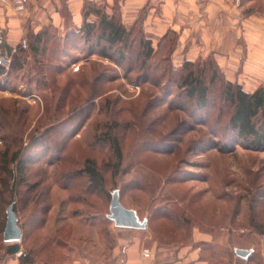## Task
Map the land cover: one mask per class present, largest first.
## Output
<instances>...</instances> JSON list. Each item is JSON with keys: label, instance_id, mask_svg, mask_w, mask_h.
<instances>
[{"label": "rangeland", "instance_id": "1", "mask_svg": "<svg viewBox=\"0 0 264 264\" xmlns=\"http://www.w3.org/2000/svg\"><path fill=\"white\" fill-rule=\"evenodd\" d=\"M63 3L62 24L39 30L47 32L41 50L27 47L22 68L10 64L0 73V255L13 243L3 239L12 202L23 226L17 242L22 250L36 249L37 264H120L134 242L143 254L191 244L194 228L222 226L243 205L246 218L252 209L255 219L263 218L264 150L224 136L230 150L208 145L223 130L216 127L214 134L208 121L213 110L197 108L177 85L185 61L174 55L177 33L143 63L139 40L148 35L138 21L125 58L115 49L109 58L94 40H78L82 23L74 24ZM243 5L246 13L264 14V0ZM24 31L21 43L33 42L34 28ZM113 138L122 150L119 166ZM89 163L102 174L103 188L91 182ZM115 192L146 228L115 226L109 218ZM218 251L219 264L232 263L224 249Z\"/></svg>", "mask_w": 264, "mask_h": 264}, {"label": "crops", "instance_id": "2", "mask_svg": "<svg viewBox=\"0 0 264 264\" xmlns=\"http://www.w3.org/2000/svg\"><path fill=\"white\" fill-rule=\"evenodd\" d=\"M75 25L83 22L86 3L103 6L107 12L119 10L122 21L142 22L144 31L156 47L169 33H177L174 55L196 60L211 54L228 79L238 81L248 91L264 84V14L243 10L235 0H64ZM27 11L19 13L14 0H0V27L6 42L15 46L24 38V28L37 32L44 24L56 26L64 21L63 0H26ZM242 6V7H241ZM251 216L254 215V210ZM244 205L237 207L226 224L211 230L194 228L191 244L170 243L152 247L144 256L139 242L126 245L120 264H211L204 255L202 242L211 243L231 257V264H264V216L246 218ZM236 248L251 252L247 258ZM119 249V248H118ZM117 248L114 257L118 255ZM5 264H21L19 253H6ZM220 261H218V264ZM68 264H82L79 261Z\"/></svg>", "mask_w": 264, "mask_h": 264}, {"label": "trees", "instance_id": "3", "mask_svg": "<svg viewBox=\"0 0 264 264\" xmlns=\"http://www.w3.org/2000/svg\"><path fill=\"white\" fill-rule=\"evenodd\" d=\"M92 14L96 15L94 20L89 19ZM83 16L82 25L77 30L80 34L78 40L85 43H91L94 40L93 43L99 47L98 52L106 57L111 58L110 50L115 49L119 52L121 59L125 58L127 49L135 39L133 37L135 23L131 27H127L116 9L113 13H109L103 6L94 3L84 5ZM46 34L45 30L31 34L32 37L29 34V37L34 40L33 42L27 43L25 40L15 46H11L5 41L1 45L3 51L8 53L14 51L11 66L22 68L26 61L23 57L27 47L34 52H39L41 50L39 45L46 41ZM139 42V54L143 55V63H146L154 54L152 39L142 35ZM95 45L93 44V46ZM205 59L203 62L185 60L181 68L182 72L176 77V82L197 108L213 110L212 115L208 118L214 128L213 133L219 135L216 127H220L223 133L221 138L209 140L208 145L227 151L230 150L229 142L233 141L246 148L264 150V84L259 85L253 91H248L238 81H232L224 76L213 55L210 54ZM4 68L5 66L0 64V73ZM215 93L218 95L216 96ZM223 136L229 142H223ZM111 143L117 154L119 166L122 159L121 147L116 138H113ZM18 157L19 152H15L12 159L16 161ZM85 170L91 182L103 188V176L95 165L89 163ZM250 218L255 219V214ZM45 239V241L51 240L49 237ZM43 245L42 247L45 249L50 244L47 242ZM202 248L208 259L220 261L215 257L216 249L211 243L202 242ZM35 251L34 248L22 250L21 244L18 242L9 244L6 249V253L21 252L19 254L21 264H37ZM52 253L50 252V254Z\"/></svg>", "mask_w": 264, "mask_h": 264}, {"label": "water", "instance_id": "4", "mask_svg": "<svg viewBox=\"0 0 264 264\" xmlns=\"http://www.w3.org/2000/svg\"><path fill=\"white\" fill-rule=\"evenodd\" d=\"M109 218L114 221L116 227L120 228L144 229L147 226L146 221H140L134 209L122 203L118 192L112 195ZM22 236L23 229L19 224V217L12 202L7 208V221L3 239L5 242H17L22 239ZM250 252L246 248H236V253L243 258H247Z\"/></svg>", "mask_w": 264, "mask_h": 264}, {"label": "built area", "instance_id": "5", "mask_svg": "<svg viewBox=\"0 0 264 264\" xmlns=\"http://www.w3.org/2000/svg\"><path fill=\"white\" fill-rule=\"evenodd\" d=\"M236 3H240L241 0H235ZM16 3V9L17 11H19L20 13H23L26 9L25 6V2L24 0H15ZM5 42V35L3 33V29L0 27V64L3 66H9L11 64V58L8 52L3 51L1 45ZM261 240L264 242V232L261 234ZM19 254L21 252H18ZM144 255L145 256H149L150 255V251L149 250H145L144 251ZM0 264H5V258L4 256L0 255Z\"/></svg>", "mask_w": 264, "mask_h": 264}]
</instances>
